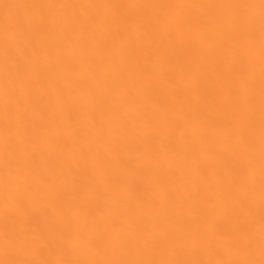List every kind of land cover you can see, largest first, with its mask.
<instances>
[{"label":"bare ground","instance_id":"obj_1","mask_svg":"<svg viewBox=\"0 0 264 264\" xmlns=\"http://www.w3.org/2000/svg\"><path fill=\"white\" fill-rule=\"evenodd\" d=\"M264 2L0 0V264H262Z\"/></svg>","mask_w":264,"mask_h":264},{"label":"snow or ice","instance_id":"obj_2","mask_svg":"<svg viewBox=\"0 0 264 264\" xmlns=\"http://www.w3.org/2000/svg\"><path fill=\"white\" fill-rule=\"evenodd\" d=\"M262 2H264V0H262ZM262 264H264V262H262Z\"/></svg>","mask_w":264,"mask_h":264}]
</instances>
